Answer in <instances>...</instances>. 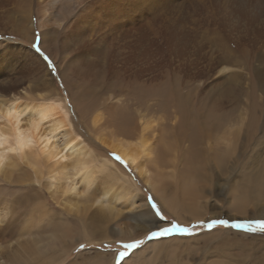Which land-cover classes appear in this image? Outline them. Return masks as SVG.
Masks as SVG:
<instances>
[{
  "label": "bare ground",
  "instance_id": "obj_1",
  "mask_svg": "<svg viewBox=\"0 0 264 264\" xmlns=\"http://www.w3.org/2000/svg\"><path fill=\"white\" fill-rule=\"evenodd\" d=\"M33 17L41 33L40 46L54 60L63 85L71 84L69 98L76 100L73 112L91 132L99 152L91 150L78 134L65 99L53 95L52 78L43 80V87L48 90L36 100L21 102L18 96L0 100L1 181L12 185L16 192H33L32 185L40 180L42 164L50 167L49 174L53 175L49 179L55 184L60 183L55 175H62L65 188H55L51 197L58 207L75 215L86 214L91 208L100 212L95 211L86 221L78 243L111 241L106 236H94L104 233L108 216H118L116 204L121 200L124 210L131 209L129 223L141 232L152 230L149 221L153 217L145 201L138 203L139 196L126 198L136 189L135 184L107 154L120 156L168 209L176 205L166 194L170 182L179 185L191 177L198 180V193L199 184L208 181L198 145L206 144L213 150L217 141L237 143L238 136L235 138L232 128L238 129L239 97L249 101V87L243 94L241 85L250 83L253 67L248 57L264 52L262 46L254 49L246 40L264 37V0H0V22L11 21L16 34L29 42L33 41ZM27 56L36 75H50L34 52L28 51ZM189 61L203 66L196 70ZM223 74L229 76L224 79ZM259 74L261 79V70ZM211 76H222L224 80L219 82L222 86L217 91L206 93L210 97L206 101L202 88ZM100 82L110 93L106 98L91 96L84 87ZM116 86V90H109ZM114 91L119 95H114ZM125 92L128 97L123 95ZM191 92L198 96L197 101H190ZM98 105L103 115L96 108ZM252 106L248 103L245 107L243 132L248 135L257 130L259 122L254 114L249 115ZM157 112L162 114L154 118L153 113ZM225 127L227 131L219 137ZM62 133L65 140L59 148L56 137ZM191 148L197 154L188 156ZM230 150L222 149L219 156L227 160ZM9 154L23 164L25 175L22 169L20 174L15 170ZM214 169L222 174L218 167ZM99 178H107L110 187L102 188L96 198H88ZM258 179L257 186L264 187V179L257 177L254 181ZM183 196L185 204L192 202L187 186ZM244 199L245 196L239 201ZM33 205L36 217L54 218L55 213L41 205L40 200ZM11 206V201L6 200L0 207V233L3 228L11 229ZM36 217L21 219L24 223L17 226L14 234L9 232L11 237H2L0 264H39L49 261L47 252L60 251L63 239L57 234H30ZM114 232L118 240L133 236L128 227H115ZM75 246L70 247L69 253ZM100 255L98 252L88 262L102 264L104 256ZM108 261L110 264V257Z\"/></svg>",
  "mask_w": 264,
  "mask_h": 264
},
{
  "label": "rangeland",
  "instance_id": "obj_2",
  "mask_svg": "<svg viewBox=\"0 0 264 264\" xmlns=\"http://www.w3.org/2000/svg\"><path fill=\"white\" fill-rule=\"evenodd\" d=\"M32 21L34 24L32 42L24 40L16 34V28L11 24V21L10 23L0 22V100L12 96L21 97V102L36 100L40 96L42 97V95H45L46 90H48L43 87L42 81L52 78L55 88L52 91L53 95L65 99L67 108L70 110L72 122L77 128L78 134L84 138L85 143L91 150L99 152L98 148L95 147L97 143L93 139L91 132L86 131L85 125L79 121L77 115L73 112L72 107L75 106L74 102L76 100L69 98L70 94L68 91H72L70 90L71 84L63 85L61 77L58 76L60 74L54 60L50 58L49 54L46 53L41 46V53L49 58L54 67L50 69L47 63L43 61L41 54L35 52L33 44L39 42L40 45L41 33L36 28V20L34 17ZM246 43L254 49L261 48V46L264 49L263 36L246 40ZM28 51L34 52L43 62L46 70L50 73L49 76L48 73L45 76H43V74L36 75L34 73V66H32L33 64L27 56ZM59 55L61 57L60 53ZM68 58L67 56L66 60H68ZM248 60L250 62L249 65L253 67L251 75L249 76L250 83L245 82L241 85L243 87V94H245L249 87V101H245V97H239L237 103L239 132H237V127L232 128L233 132L236 131L235 138L238 136L237 143L236 141H231L229 143H219V141H217L218 145L214 146L213 150L209 149L206 144L198 145L199 150H201V154H198L199 159L204 166V173L208 178L206 182L211 185L208 184L205 186L206 182L199 184L197 193L195 182L198 180H194L191 177L184 178L186 182L179 185L170 182L167 185L166 194L176 205L172 207V209H168L170 207L168 206L166 208L163 203L159 202L158 198L156 199L154 197L152 192L143 185V182L137 178L128 166L125 167L118 161H115L112 158L113 154H107L108 158H110L111 161L114 160L124 173L129 176L133 184H135L136 189H133L127 194L126 198L129 196H139L140 198H136V200L138 203H141L145 201L148 196H151L164 216L167 217L168 221H176L185 227H192L195 225L196 227L193 229V235H173L167 238L148 239V234L151 230L141 232L138 230L140 229L139 227L129 223V219L133 216L129 212L131 209L124 210V205L121 200L119 204H116L118 216L116 218H110V216H108L103 225L104 229H106L105 231L103 229L104 233L94 236L95 239L106 236L107 238H111V241L107 240L101 242V244L87 242L78 243L80 241L78 239L80 235H82V232H84L87 224L86 221L91 220L92 213L95 211L96 214L100 212L97 209L91 208L87 210L86 214L79 212L75 215L74 213H67L65 210L58 207L51 197H53L52 194L55 188L64 189L65 184L61 180L62 175L58 174L55 175V178L60 179V183L55 184L54 181H51L49 177L53 174H49L50 167L45 166L44 163L41 166L42 169L40 171L39 182L32 185L34 188H31L33 192H16L12 185L7 186L4 181H1L2 176L0 175V207L6 204V200H8L9 203L11 201V207H13L11 209L14 213L11 215V223H9L11 229L7 231L6 228H3V235L0 233V240L3 239L2 237H11V233L9 234V232L11 231L12 234H14L17 226H20V223L22 225L24 223L23 221L27 220L30 216L32 218L36 217L37 210H34L36 206H34L33 203L35 204L36 200H40L41 205L46 206L47 210L49 209L52 213H55V219L51 217V220H49V218L45 220L42 217H36L30 228V234L32 236L42 237L57 234L60 240L63 239V244L59 252L54 248H50L56 252H47L46 257L50 258L49 261H44L39 264H91L88 261L91 259L93 260L98 252L102 253L100 257L104 256L101 258L102 264H105V262L109 264V257L111 258L110 264H116V257L119 251L122 250L120 244L133 240H142L143 243L139 248L130 250L124 260L120 261V264H264V234L259 232L247 233L244 230L232 229L224 226H215L211 230L206 227L207 223L220 219L230 222L264 220V187L261 185L257 186L260 179L256 180L257 183L254 181L257 177L264 179V52L260 56H256V53H252L249 55ZM250 60H252V62ZM189 64H192L193 67L191 68L196 70L203 66L202 64H195L194 61H189ZM259 70H261V79H259ZM223 75L225 77L224 79L229 76V74ZM224 79H222V76H211L206 80L205 86L202 88L205 91V100L210 98L206 93L210 95L217 91L218 88L222 86L218 85L219 82H222ZM102 85L103 83L100 82L98 85L91 84L85 85L84 87L89 91L91 96L99 94L102 95V97L104 96L103 98H106L110 93H106L104 85ZM117 88L116 86L109 90H116ZM132 90H134V88H131V91ZM24 92L26 94H24ZM114 93V95H119L117 91H114ZM123 95L125 97L129 96L127 92ZM189 98L190 101H197L196 98L198 99V96L196 94L193 95L191 92ZM248 103H252L253 105L249 111V115L251 114V116H253L254 114V119H258L259 121L256 125L257 130L255 131L254 129L253 133L251 132L250 135L243 132L246 125L244 123L246 122L245 120H247L245 117V107ZM99 106L100 105L96 108H99ZM98 110L100 114H102L101 108ZM160 114L162 113H153L154 118H156L155 116H161ZM243 119L244 121L242 124ZM227 128L228 127L224 128L219 137L227 131ZM103 133L108 137L107 130L103 131ZM64 140L63 133L56 137V144L59 148L62 146ZM80 143L81 142H79V144ZM222 149L232 150H230V155L227 160L219 156ZM192 150L195 149L191 148L188 156L196 153L192 152ZM100 152L103 151L101 150ZM12 155L14 154H9V160L16 165L15 170H18L17 172L20 174L22 169V173L24 174L26 168ZM39 163L41 164V162ZM64 163L67 164L68 162L65 161ZM32 164L33 167H36L33 162ZM214 167H218L222 174L216 172ZM27 171H29V174L32 172L30 168H28ZM186 186L190 190L192 199V202L188 204H185L187 202L186 198L183 196ZM211 186L212 188H210ZM108 187H110V181H108L107 178H99L97 183L92 187L88 198H96L101 193L102 188L106 189ZM77 188L82 189V187L79 186H77ZM22 193L25 195H19ZM244 196L245 199L239 201L240 198ZM1 199L5 204H3ZM21 219L24 220L22 221ZM119 226L121 228L128 227L133 236L121 237L123 240L122 242L120 241L121 239L118 240L119 236L116 235L114 231L115 227ZM36 227H39V229L34 230ZM134 230L135 232H133ZM5 234L6 236H4ZM72 245L75 246V248L69 253ZM82 245L83 248H81ZM68 253L70 254L69 256Z\"/></svg>",
  "mask_w": 264,
  "mask_h": 264
},
{
  "label": "snow or ice",
  "instance_id": "obj_3",
  "mask_svg": "<svg viewBox=\"0 0 264 264\" xmlns=\"http://www.w3.org/2000/svg\"><path fill=\"white\" fill-rule=\"evenodd\" d=\"M33 48L36 53L41 54L43 61L47 63L50 69L54 67L51 61L49 60V58L41 53L39 42L33 44ZM112 158L115 161H118L120 164L127 167L126 163L121 159L120 156L113 154ZM145 204L148 207L153 217L152 220L149 221V223L153 225V230L149 232L148 239L167 238L173 235L191 236L194 234L193 229L196 227L195 225L192 227H185L180 225L176 221H168L167 217L164 216L163 212L160 210L159 206L151 196H148L146 198ZM215 226H224L232 229H240V230H244L247 233L259 232L264 234V220L230 222L228 220L220 219V220H213L207 223L206 225V227L209 230H211ZM142 243H143L142 240L122 242L120 244V248L122 250L119 251L116 257V264H120V261L124 260V258L129 254L130 250L139 248ZM81 248H83V245L81 246Z\"/></svg>",
  "mask_w": 264,
  "mask_h": 264
},
{
  "label": "crops",
  "instance_id": "obj_4",
  "mask_svg": "<svg viewBox=\"0 0 264 264\" xmlns=\"http://www.w3.org/2000/svg\"><path fill=\"white\" fill-rule=\"evenodd\" d=\"M113 160V159H112ZM114 161V160H113Z\"/></svg>",
  "mask_w": 264,
  "mask_h": 264
}]
</instances>
